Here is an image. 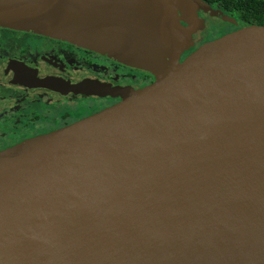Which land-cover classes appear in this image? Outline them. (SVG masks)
I'll return each instance as SVG.
<instances>
[{
    "label": "water",
    "instance_id": "water-1",
    "mask_svg": "<svg viewBox=\"0 0 264 264\" xmlns=\"http://www.w3.org/2000/svg\"><path fill=\"white\" fill-rule=\"evenodd\" d=\"M195 7L219 14L201 0H0V26L153 76L0 149V264H264V24L180 58L178 19Z\"/></svg>",
    "mask_w": 264,
    "mask_h": 264
},
{
    "label": "flooded vegetation",
    "instance_id": "flooded-vegetation-1",
    "mask_svg": "<svg viewBox=\"0 0 264 264\" xmlns=\"http://www.w3.org/2000/svg\"><path fill=\"white\" fill-rule=\"evenodd\" d=\"M216 13L197 7L187 18L186 47L249 24H264V0H201ZM146 70L123 64L65 39L0 26V149L64 126L120 99L104 86L141 87ZM68 83L85 91L71 92ZM101 90L100 93L92 92Z\"/></svg>",
    "mask_w": 264,
    "mask_h": 264
},
{
    "label": "rangeland",
    "instance_id": "rangeland-1",
    "mask_svg": "<svg viewBox=\"0 0 264 264\" xmlns=\"http://www.w3.org/2000/svg\"><path fill=\"white\" fill-rule=\"evenodd\" d=\"M178 22H179V19H178ZM179 24H180L183 28H187L185 24L180 23V22H179Z\"/></svg>",
    "mask_w": 264,
    "mask_h": 264
}]
</instances>
